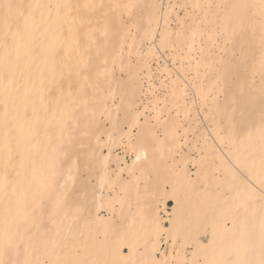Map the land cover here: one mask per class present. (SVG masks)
Masks as SVG:
<instances>
[{"label":"bare ground","instance_id":"obj_1","mask_svg":"<svg viewBox=\"0 0 264 264\" xmlns=\"http://www.w3.org/2000/svg\"><path fill=\"white\" fill-rule=\"evenodd\" d=\"M0 18V264H166L164 233L168 264H264V0H0ZM166 50L180 66L149 108Z\"/></svg>","mask_w":264,"mask_h":264},{"label":"rangeland","instance_id":"obj_2","mask_svg":"<svg viewBox=\"0 0 264 264\" xmlns=\"http://www.w3.org/2000/svg\"><path fill=\"white\" fill-rule=\"evenodd\" d=\"M175 0H164V6H166L167 3H170V5L174 4ZM178 3H180V0H176ZM185 7H183L181 10L178 9V13L180 17H184L186 9L191 10L190 6H187L185 9ZM10 10L9 13V19L14 20L15 18L18 17V11L16 9H12L11 7L8 9ZM11 20V21H12ZM3 19L0 18V23L2 22ZM174 21L177 22V19L174 17ZM173 27H176V23H173ZM150 44H148L149 46ZM152 64H153V76L151 77V79H143V83L145 86V94L146 96L143 97V103L146 106H149V108L153 107V104H155L157 97H160L161 95H163V93L165 92V89L163 88L165 86V84L162 86L163 82L164 83H168L169 79L168 76L162 72L163 68L168 67L170 70V74L172 76H175L176 71H175V67H179L180 63L175 62L174 56L172 55V53L169 50L164 51H158L157 55H155V57L152 58ZM206 70H209L208 68H206ZM123 77H125V75H122ZM195 77V76H194ZM196 79V78H195ZM152 84L155 85V89L153 88ZM149 90V91H147ZM223 98V97H222ZM221 98V99H222ZM190 138H194V134L190 133ZM107 153V152H106ZM116 153L119 154V156L125 157L126 161H130L131 155L128 154V152H126V148L124 145L119 146L116 149ZM191 170L192 173L194 174L195 172V168L193 166H191ZM174 203L171 201L168 203V212H172V207ZM164 216V224L169 227L170 222H169V217L162 212L161 213ZM200 240L203 243H208L210 240V236L208 234H202L200 236ZM159 241V249L161 251V254H159L160 256H163V261L166 262V264H168V259L170 256V253L172 252L173 254H177V250H179L178 246L182 244V242H178V246L174 243L172 237L168 234V233H164L162 234V236L159 237L158 239ZM189 250V251H188ZM188 250H186L185 253V257L190 258V253L192 250V247L188 248ZM128 251L126 250V253Z\"/></svg>","mask_w":264,"mask_h":264},{"label":"snow or ice","instance_id":"obj_3","mask_svg":"<svg viewBox=\"0 0 264 264\" xmlns=\"http://www.w3.org/2000/svg\"><path fill=\"white\" fill-rule=\"evenodd\" d=\"M89 163H90L89 161H87V160L85 161L86 166H87Z\"/></svg>","mask_w":264,"mask_h":264}]
</instances>
